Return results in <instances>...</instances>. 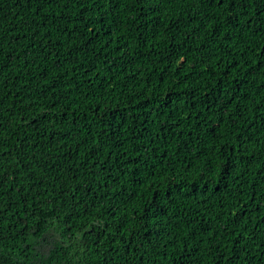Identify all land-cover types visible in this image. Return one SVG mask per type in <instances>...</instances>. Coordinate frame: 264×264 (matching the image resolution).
Here are the masks:
<instances>
[{
  "label": "trees",
  "instance_id": "16d2710c",
  "mask_svg": "<svg viewBox=\"0 0 264 264\" xmlns=\"http://www.w3.org/2000/svg\"><path fill=\"white\" fill-rule=\"evenodd\" d=\"M0 264H264V0H0Z\"/></svg>",
  "mask_w": 264,
  "mask_h": 264
},
{
  "label": "snow or ice",
  "instance_id": "6c2138e0",
  "mask_svg": "<svg viewBox=\"0 0 264 264\" xmlns=\"http://www.w3.org/2000/svg\"><path fill=\"white\" fill-rule=\"evenodd\" d=\"M221 2H222V0H221Z\"/></svg>",
  "mask_w": 264,
  "mask_h": 264
}]
</instances>
